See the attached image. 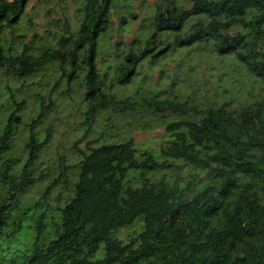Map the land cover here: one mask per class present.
I'll return each instance as SVG.
<instances>
[{
	"label": "trees",
	"instance_id": "1",
	"mask_svg": "<svg viewBox=\"0 0 264 264\" xmlns=\"http://www.w3.org/2000/svg\"><path fill=\"white\" fill-rule=\"evenodd\" d=\"M120 3L134 18L133 0H84L78 29L40 49L17 31L26 0H0L1 92L12 101L0 122V249L8 251L30 223L35 237L22 264H264V99L240 109L202 108L192 99L159 100L158 95L146 99L158 113L196 118L182 132L177 131L182 121L170 126L173 141L162 151L163 157L183 159L195 169L184 185L146 178L168 163L150 152L137 155L133 140L88 141L85 150L78 149L80 161L71 164L76 173L69 186L61 173L48 181L39 169L53 128L38 127L42 114L22 128L28 100L22 88L52 66L63 76L69 72L68 79L85 71L90 124L109 110L133 114L137 102L109 91L129 85L141 60L173 47L212 41L219 54L235 56L264 84V31L259 29L264 16L255 20L253 31H247L253 21L246 18L249 8L264 10V0H159L147 18L148 29L142 26L111 86H105L98 56ZM126 20L121 18L122 25ZM23 133L20 155L15 142ZM130 171L144 175L140 188L127 183ZM41 184L43 190L29 195ZM139 220L142 230L121 241L117 234ZM101 250L103 258L97 259ZM6 261L0 256V264Z\"/></svg>",
	"mask_w": 264,
	"mask_h": 264
},
{
	"label": "rangeland",
	"instance_id": "2",
	"mask_svg": "<svg viewBox=\"0 0 264 264\" xmlns=\"http://www.w3.org/2000/svg\"><path fill=\"white\" fill-rule=\"evenodd\" d=\"M83 1L26 0V16L19 23L17 31L25 35L30 44L42 49L55 38L70 35L71 31L78 29ZM158 1L133 0L134 18L130 16V8L125 3L119 4V11H115L113 16L112 34L108 37L109 40L105 38L102 42L98 56L97 68L105 86H111L116 76V66L129 52L142 26H146L144 31L148 29L147 18L152 15ZM121 18H126L127 23L122 25ZM128 23L129 27L125 30ZM55 66L50 67L46 73L25 81L22 94L28 100L22 112V128L36 118L38 120L42 114L38 127H52L53 134L48 147L41 152L39 169L48 174V181L61 173L62 183L68 182V186L76 173L71 164L78 163L81 159L78 149L85 150L90 140H99L98 144H120L133 140L137 155L150 152L160 163H168L167 168L146 174L145 177L153 183L184 185L191 179L195 173L193 166L183 159H167L162 156V151L173 141V134L168 130L170 126L182 121L184 125L177 130L182 132L186 130L185 124L196 118L188 115L181 117L170 111L158 113L154 108L147 107L146 99L150 100L158 95L159 100L185 102L192 99L193 104L202 108L231 104V109H240L264 99L263 81L250 73L235 56L219 54L212 41L196 42L190 47H173L159 57L149 55L141 60L137 65V74L129 85L109 91L110 95L137 102L139 105L136 111L129 115L109 110L99 114L90 124L86 118L88 103L84 100L87 92L85 71L79 70L76 78L68 79L66 77L69 72L63 76L62 71ZM71 70L69 71L72 72ZM105 72L107 77L104 76ZM3 82L0 76V122L12 102L8 95L1 92ZM42 103L45 107L43 109ZM24 144L23 133L15 142L20 155ZM143 179L144 175L140 171H130L126 178L127 183L134 188H140L144 183ZM45 186L41 184L30 190L29 195L43 190ZM57 194L56 188L51 198L55 199ZM26 226L27 229L22 231L19 240L8 251L6 247L0 249L1 258L7 259L5 263H23L24 251L35 237L30 229L32 225L27 223ZM140 230L142 222L139 220L133 227L120 231L117 236L121 241L127 242ZM103 254L101 250L97 259L103 258Z\"/></svg>",
	"mask_w": 264,
	"mask_h": 264
},
{
	"label": "clouds",
	"instance_id": "3",
	"mask_svg": "<svg viewBox=\"0 0 264 264\" xmlns=\"http://www.w3.org/2000/svg\"><path fill=\"white\" fill-rule=\"evenodd\" d=\"M221 2H222V0H221ZM261 16H264V10H258L256 8H249L248 9L246 18L250 21H253V25H252V27H249L247 29V31H253V29L255 28V23H254L255 20L259 19ZM219 19H224V17H220ZM259 29L261 31H264V24H261L259 26ZM217 42H219V41H217ZM262 50H264V49H262Z\"/></svg>",
	"mask_w": 264,
	"mask_h": 264
}]
</instances>
